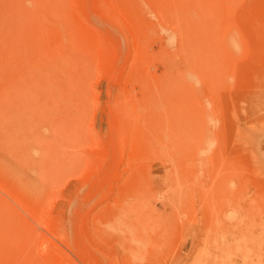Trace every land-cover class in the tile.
I'll return each mask as SVG.
<instances>
[{
    "label": "rangeland",
    "instance_id": "1",
    "mask_svg": "<svg viewBox=\"0 0 264 264\" xmlns=\"http://www.w3.org/2000/svg\"><path fill=\"white\" fill-rule=\"evenodd\" d=\"M0 264H264V0H0Z\"/></svg>",
    "mask_w": 264,
    "mask_h": 264
}]
</instances>
